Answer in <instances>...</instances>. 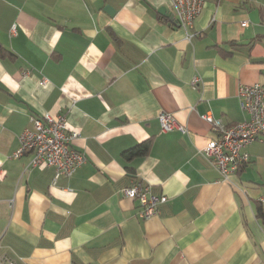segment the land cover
<instances>
[{
	"label": "crops",
	"instance_id": "0c3cea01",
	"mask_svg": "<svg viewBox=\"0 0 264 264\" xmlns=\"http://www.w3.org/2000/svg\"><path fill=\"white\" fill-rule=\"evenodd\" d=\"M189 32L169 0H0V254L264 264V136L228 180L201 153L215 137L201 116L241 122L239 85H264V0H206ZM161 112L187 132H162ZM44 113L66 114L79 133L71 147L85 162L71 177L27 167L31 152L11 156ZM145 140L147 155L123 159ZM133 181L167 197L157 216L138 217L122 192Z\"/></svg>",
	"mask_w": 264,
	"mask_h": 264
},
{
	"label": "built area",
	"instance_id": "2783aa9c",
	"mask_svg": "<svg viewBox=\"0 0 264 264\" xmlns=\"http://www.w3.org/2000/svg\"><path fill=\"white\" fill-rule=\"evenodd\" d=\"M173 18L176 24L185 30L186 39L193 34L189 32L193 20L200 13L206 0H169ZM24 74H28L25 71ZM198 77L191 81L197 84ZM46 79H42L41 84ZM239 105L246 118L238 123L226 125L221 119L211 114L201 117L207 121L215 137L201 150L203 156L216 168L224 180L235 173L249 161V154L245 148L259 136H264V85L254 83L240 84L237 90ZM160 130L168 132L177 130L187 132V128L177 122L174 116L161 112L158 117ZM31 128H25L18 136L19 146L12 152L13 158H18L26 152L32 156L28 166L30 168L47 166L54 169V181L60 177H71L85 162L83 153L73 149L71 142L79 133L70 129L66 114L52 116L44 113L40 117H31ZM3 170L0 168V177ZM128 198L137 202V215L141 219H149L160 212V204L167 200L165 195H155L150 186L139 181L122 189ZM0 264H19L7 254H0Z\"/></svg>",
	"mask_w": 264,
	"mask_h": 264
},
{
	"label": "trees",
	"instance_id": "16d2710c",
	"mask_svg": "<svg viewBox=\"0 0 264 264\" xmlns=\"http://www.w3.org/2000/svg\"><path fill=\"white\" fill-rule=\"evenodd\" d=\"M6 53L3 51V49H0V56H5ZM36 117V116H34ZM150 140H145L143 142H140L136 144L135 146L125 150L122 152V157L125 161L129 162L133 159L143 157L148 154L149 148H150ZM258 216L262 219L264 222V213L261 209L258 210Z\"/></svg>",
	"mask_w": 264,
	"mask_h": 264
},
{
	"label": "water",
	"instance_id": "95a60500",
	"mask_svg": "<svg viewBox=\"0 0 264 264\" xmlns=\"http://www.w3.org/2000/svg\"><path fill=\"white\" fill-rule=\"evenodd\" d=\"M160 11H162V12H163V9H160Z\"/></svg>",
	"mask_w": 264,
	"mask_h": 264
}]
</instances>
